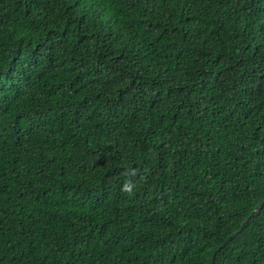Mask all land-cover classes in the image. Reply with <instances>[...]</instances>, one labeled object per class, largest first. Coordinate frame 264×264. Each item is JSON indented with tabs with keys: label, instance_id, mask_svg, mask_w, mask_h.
<instances>
[{
	"label": "trees",
	"instance_id": "trees-1",
	"mask_svg": "<svg viewBox=\"0 0 264 264\" xmlns=\"http://www.w3.org/2000/svg\"><path fill=\"white\" fill-rule=\"evenodd\" d=\"M262 199L264 0H0V264H209Z\"/></svg>",
	"mask_w": 264,
	"mask_h": 264
},
{
	"label": "water",
	"instance_id": "water-1",
	"mask_svg": "<svg viewBox=\"0 0 264 264\" xmlns=\"http://www.w3.org/2000/svg\"><path fill=\"white\" fill-rule=\"evenodd\" d=\"M264 204V199H262L256 206V208L254 210H252L248 216L239 224V227L234 231L232 232L231 234H229L226 238H224L220 244L217 246V248L211 253L210 257H209V264H213V257H214V254L215 252H217L219 249H221L226 242H228L229 240H231L234 236H236V234L240 231V229L246 224L247 220L251 217H254L256 216L260 209L262 208Z\"/></svg>",
	"mask_w": 264,
	"mask_h": 264
}]
</instances>
